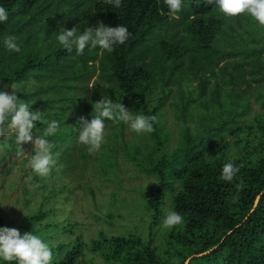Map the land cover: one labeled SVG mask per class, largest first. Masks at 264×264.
I'll use <instances>...</instances> for the list:
<instances>
[{
    "label": "trees",
    "instance_id": "obj_1",
    "mask_svg": "<svg viewBox=\"0 0 264 264\" xmlns=\"http://www.w3.org/2000/svg\"><path fill=\"white\" fill-rule=\"evenodd\" d=\"M0 4L9 11L0 23V90L25 87L19 98L36 101L33 110L60 121L59 134L50 137L58 156L49 175L108 173L122 154L151 176L142 190L150 228L166 206L184 217L182 225L163 229L159 243L151 230L148 238L100 230L85 240L72 229L77 220L45 222L42 229L56 234L48 241L52 264H92L96 257L110 264H264V29L245 14L217 12L214 0H183L175 13L164 0H122L119 8L107 0ZM98 21L126 25L128 40L112 52L86 48L79 55L55 40L60 23L83 30ZM9 34L19 38L21 53L3 47ZM102 93L134 113L155 115V130L137 142L126 137L135 133L126 124L106 121L104 143L89 153L77 142V121L91 118V102ZM169 109L178 125L171 148L161 118ZM36 126L42 132L46 124ZM10 144L6 151L15 147ZM228 160L239 165L231 182L220 174ZM60 193L51 188L44 198ZM43 205L26 221L35 224L52 211ZM0 226H7L1 217Z\"/></svg>",
    "mask_w": 264,
    "mask_h": 264
},
{
    "label": "clouds",
    "instance_id": "obj_2",
    "mask_svg": "<svg viewBox=\"0 0 264 264\" xmlns=\"http://www.w3.org/2000/svg\"><path fill=\"white\" fill-rule=\"evenodd\" d=\"M107 2L114 8H119L122 0ZM212 2L213 0H209V3ZM164 3L169 11L175 13L181 10L183 0H164ZM214 4L219 13L227 17L245 14L256 22L260 29H264V0H214ZM8 19V9L0 4V23H5ZM129 36L128 27L124 24L110 26L98 21L94 27L86 26L83 30H78L76 26L68 29L60 23L55 40L60 48L68 52L75 50L79 55L86 48L112 52L115 46L124 44ZM2 44L9 52L22 51L19 38L13 34L4 36ZM11 88L14 89L11 93L0 90V133L4 128L10 130L7 135L0 134V152L8 150L11 147L10 141H14L19 156L25 152L22 144L31 142L33 149L28 164L35 175L46 177L57 164L55 141L50 137L59 134L60 121L46 119L44 111L33 110L32 105L36 101L19 98L17 91L25 87L12 83ZM91 103L94 110L91 112V118L79 117L76 126L79 133L77 142L86 146L89 153H95L104 143L106 121L123 122L135 133H151L155 130V115L134 113L126 108L121 100H113L107 93H102L99 100ZM36 122L46 124L42 132L36 131ZM34 129L37 133L35 136ZM238 171L239 165L228 160L222 164L220 174L224 180L231 182ZM183 223L184 217L179 211L174 208L166 209L162 227L172 228ZM52 259V247L41 235L33 231L21 234L16 228L0 226V264H52Z\"/></svg>",
    "mask_w": 264,
    "mask_h": 264
},
{
    "label": "rangeland",
    "instance_id": "obj_3",
    "mask_svg": "<svg viewBox=\"0 0 264 264\" xmlns=\"http://www.w3.org/2000/svg\"><path fill=\"white\" fill-rule=\"evenodd\" d=\"M3 91L11 93L14 89L11 86H4ZM161 118L164 127L170 131L171 138L167 144L171 148L177 142V121L170 109ZM9 132V129L4 128L0 134L7 135ZM142 134L143 132L131 133L128 130L126 137L139 142ZM22 148L25 152L19 156L16 146L12 147L11 151L0 152V217L8 227L16 229L23 227L30 231L33 227L42 229L45 222L55 221L62 224L77 220L78 224L72 229L75 233H80L85 240H90L100 230L114 234L136 232L144 238H148V231L151 230L154 232V241L160 242L164 229L162 220L150 228L152 218L143 204V186L151 180V176L135 169L132 162L126 160L122 154H119V165L108 173L101 171L92 173L87 170L81 171L82 177L77 178L69 172L57 178L48 175L42 179L40 176L39 181L31 175L28 164L33 149L32 143H24ZM51 188L61 189V193L58 198L45 200L44 196L50 194ZM42 203L44 204L42 210L52 211L46 213L45 217L35 224L27 222L29 214ZM105 209L109 215L104 212ZM58 231L62 233V230ZM36 233L47 241L52 235L51 241L53 243L56 241L54 239L56 234L50 229H42ZM92 264L110 263L96 257Z\"/></svg>",
    "mask_w": 264,
    "mask_h": 264
}]
</instances>
